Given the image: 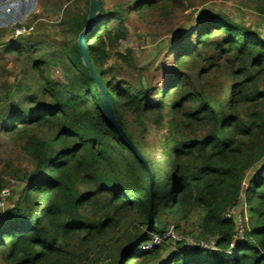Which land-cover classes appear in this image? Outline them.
Listing matches in <instances>:
<instances>
[{"label": "trees", "instance_id": "16d2710c", "mask_svg": "<svg viewBox=\"0 0 264 264\" xmlns=\"http://www.w3.org/2000/svg\"><path fill=\"white\" fill-rule=\"evenodd\" d=\"M152 5L150 0L147 7ZM99 13L83 42L87 63L77 39L66 52V84L45 81L43 64L29 65L31 71L26 69L15 86L24 103L0 107V128L24 136L22 149L30 163L17 177L21 189L12 207L0 213V260L64 264L73 256L72 237L80 246L99 241L119 225L121 213L136 212L133 234H125L126 244L108 264H264L263 33L221 14L201 15L177 47L175 72L155 98L151 87L133 90L105 78L101 63L107 43L98 31H108V40L116 41L124 35V26L117 15L120 27L112 32L104 22L107 13ZM67 24L74 36L83 27L78 16ZM195 60L204 64L200 78H225L222 99L206 100L197 88L188 89L184 69ZM4 88L2 101L9 95V88ZM168 90L174 98L166 105ZM103 102L147 162L151 192L143 164L109 125ZM123 110L139 116L164 112L168 120L163 119L166 133L160 142L163 160L134 141ZM28 127L42 133L28 132ZM94 184L97 193L108 195L105 207L113 210L91 219L81 212L96 193L81 188ZM239 203L240 212L227 216ZM194 209L203 211L201 240L212 241L215 249L187 248L181 240L169 243L166 218L175 220L178 228V220H186ZM151 233L162 243L144 250L141 246Z\"/></svg>", "mask_w": 264, "mask_h": 264}, {"label": "rangeland", "instance_id": "374dc122", "mask_svg": "<svg viewBox=\"0 0 264 264\" xmlns=\"http://www.w3.org/2000/svg\"><path fill=\"white\" fill-rule=\"evenodd\" d=\"M149 1L96 0L98 5L96 14L100 15L101 11L107 13L104 22L108 23L112 32H115L113 27H120L117 15L122 18L121 23L124 26V35L116 41L108 40V31H98L102 32L107 43L101 63L105 78L133 90L151 87L155 98L159 97L155 94L157 90L163 86L169 75L175 72L173 65L177 47L186 40L184 38L198 23L201 15L221 14L264 35V13H261L264 0H153L152 8H148ZM30 2L34 7L32 6L27 14L16 16L17 19L15 18L13 23L7 22L5 25L4 21L5 23L0 25V96L4 87V90L9 88L8 97L0 100V107L11 102L23 101V97L15 93V86L22 82L23 72L29 69V65L43 64L42 75L45 81L66 84V66L69 64L66 52L71 49L75 39L78 44L79 36L87 23L89 0ZM139 5L142 7L139 8ZM114 9H118L120 14L114 13ZM77 16L83 27L74 36L67 20ZM84 40L85 37L82 45ZM83 49L85 52V47ZM83 61H87V57ZM196 61L184 69L188 77V89L197 88L206 100L222 99L226 94V88L223 87L225 78L221 75L220 79L218 74L217 78L208 75H205L206 78H200L198 74L204 64L202 61L197 63ZM227 83H230L229 79ZM261 84L262 82L259 83L260 87ZM173 98L174 92L168 90L165 94L166 105ZM191 106L187 105L188 108ZM122 113L126 128L134 141L140 147L150 150L156 160H163L165 156L160 152V142L166 133L163 119L168 120L166 116L164 117V112L155 110L142 113L141 116L132 111L123 110ZM30 131L42 133L36 128L28 127V132ZM196 131L197 134L200 133L199 130ZM23 144V135L5 132L0 128L1 189H8L9 196L5 202L11 205L21 189L17 177L21 175L23 169L30 168L29 160L22 149ZM97 189L96 184L92 188L87 186L81 188L82 191L93 190L96 193L95 200L81 212L84 217L99 218L113 210L112 206L105 207L109 200L108 195L104 192L97 193ZM240 210L239 203L228 211L235 216ZM120 215L119 225L99 241L80 246L78 239L72 237L69 241L72 243L73 256L64 264H108L115 252L126 244L125 234L127 232L128 235L133 234V225L138 220L136 212ZM202 215L203 211L194 209L186 220H178V228L174 227L175 220L166 218L167 233L172 237L169 243L174 245L173 240H181L183 243L201 240L199 225ZM0 264L7 263L0 260Z\"/></svg>", "mask_w": 264, "mask_h": 264}, {"label": "water", "instance_id": "95a60500", "mask_svg": "<svg viewBox=\"0 0 264 264\" xmlns=\"http://www.w3.org/2000/svg\"><path fill=\"white\" fill-rule=\"evenodd\" d=\"M97 10H98V5H97L96 0H89V13H88L87 23H86L85 27L83 28V31L81 32L79 39H78V48H79L81 55H83V57H82L83 60L85 59V52L83 49L84 47L82 45V41H83V38L85 37V35L88 34L92 30V28L96 26V22H97L96 12H97ZM84 62L87 63V61H84ZM103 108H104L105 116H106V119H107L109 125L111 127H113V129L125 140V142L129 145L130 149L134 152L137 159L143 164V166L147 172V175H148V190H149V192H151L152 175H151V172H150V169H149L147 162L142 157V155L137 151V149L133 146L131 141L127 138V136L124 133V131L122 130V128L115 122V120L113 119V116L109 110V107L105 102H103ZM150 199H151V195H150ZM148 216H149V222H148V227H147L146 232L148 231V228L150 227V214H148ZM136 244L137 243L133 244L128 251H131L136 246Z\"/></svg>", "mask_w": 264, "mask_h": 264}, {"label": "built area", "instance_id": "2783aa9c", "mask_svg": "<svg viewBox=\"0 0 264 264\" xmlns=\"http://www.w3.org/2000/svg\"><path fill=\"white\" fill-rule=\"evenodd\" d=\"M8 196H9L8 189H1L0 190V213L1 214L6 213L12 207L11 204H7L5 202V200ZM227 216H231V213L229 211L227 213ZM241 233H242V231L239 230V234H241ZM166 235H169V234L166 233ZM161 243H162V238L157 234L151 233L150 238L147 241H145L141 247L144 250H148V249H152L153 247H155L157 245H161ZM184 245L187 248L199 245V246L204 247V248L215 249L214 243L212 241L197 240V241H191L189 243H184Z\"/></svg>", "mask_w": 264, "mask_h": 264}, {"label": "crops", "instance_id": "0c3cea01", "mask_svg": "<svg viewBox=\"0 0 264 264\" xmlns=\"http://www.w3.org/2000/svg\"><path fill=\"white\" fill-rule=\"evenodd\" d=\"M30 1L31 0H0V25L5 23L4 21H6L5 25H7V22L13 23L16 16L20 17L27 14V11L34 7Z\"/></svg>", "mask_w": 264, "mask_h": 264}]
</instances>
